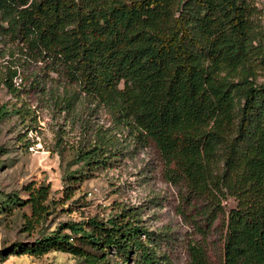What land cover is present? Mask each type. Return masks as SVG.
<instances>
[{"label":"trees","instance_id":"obj_1","mask_svg":"<svg viewBox=\"0 0 264 264\" xmlns=\"http://www.w3.org/2000/svg\"><path fill=\"white\" fill-rule=\"evenodd\" d=\"M254 10L253 0H0V43L56 75L69 94L60 106L71 112L88 101L117 130L95 129L76 147L81 164L65 174L66 198L77 182L129 153L119 138L127 131L135 145L157 147L190 207L201 202L192 219L199 231L222 218L221 264H264V81L255 80L251 63L260 48ZM10 72L4 83L15 94L19 70ZM1 108L2 118L8 110ZM24 192L0 197V214L28 206L23 229L31 232L56 200L50 183H28ZM229 199L235 204L225 209ZM115 204L108 217L68 221L17 243L0 261L59 251L87 264H111V255L172 264L152 246L160 234L141 224L136 207ZM206 244V235L187 243L186 264H215Z\"/></svg>","mask_w":264,"mask_h":264},{"label":"rangeland","instance_id":"obj_2","mask_svg":"<svg viewBox=\"0 0 264 264\" xmlns=\"http://www.w3.org/2000/svg\"><path fill=\"white\" fill-rule=\"evenodd\" d=\"M253 19L256 29L255 44L259 52L252 57L255 80L264 81V0H253ZM6 52L0 57V111L8 110L0 117V197L24 192L26 184L35 182L51 185V214L41 227L24 231V214H30L25 206L11 214H0V257L5 250L17 243H33L40 236L68 221H84L89 217L110 216L116 202L126 207H136L141 213V224L158 235H169L152 244L157 253L167 254L172 264H186L187 243L203 240L207 236V250L215 264H221L223 241L222 218L207 232L199 231L192 221L200 217L198 202L193 209L184 198L185 188L172 183L168 168L153 143L145 147L135 145L128 132L119 133L122 144L129 147L125 156L118 155L112 167L95 171L88 178L74 185V195L66 198L65 174L80 167L75 164L76 147L100 127L116 134L112 117L102 107L88 101H79L69 112L59 101L69 95L56 85V75H46L45 66L36 65L18 57L15 49L0 43ZM14 54V56H13ZM20 58V59H18ZM13 69L19 75L13 78L17 93L9 91L4 81ZM72 92V91H71ZM58 100V103H56ZM64 130V131H63ZM58 200L61 201L58 203ZM233 199L224 201L225 209L233 206ZM187 213V214H185ZM199 215V216H197ZM198 219V218H197ZM90 252L101 255L92 247ZM138 255L130 261L110 256L111 264H136ZM0 264H87L79 257L59 251H51L42 257L30 254L10 257Z\"/></svg>","mask_w":264,"mask_h":264}]
</instances>
